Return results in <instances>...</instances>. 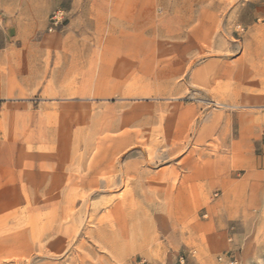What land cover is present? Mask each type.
I'll list each match as a JSON object with an SVG mask.
<instances>
[{
    "label": "rangeland",
    "instance_id": "1",
    "mask_svg": "<svg viewBox=\"0 0 264 264\" xmlns=\"http://www.w3.org/2000/svg\"><path fill=\"white\" fill-rule=\"evenodd\" d=\"M86 1L0 0V49L36 33L12 67L0 54V264H264L263 218L180 206L181 173L213 148L202 122L260 79L241 72L264 46V0H155L134 67H108L114 44L94 42L85 71L88 43L37 36Z\"/></svg>",
    "mask_w": 264,
    "mask_h": 264
},
{
    "label": "crops",
    "instance_id": "2",
    "mask_svg": "<svg viewBox=\"0 0 264 264\" xmlns=\"http://www.w3.org/2000/svg\"><path fill=\"white\" fill-rule=\"evenodd\" d=\"M217 1L220 5L228 0ZM157 9L161 8L155 5V0H89L73 3L66 32L38 35L37 39L62 44L81 41L88 43L82 53H76L77 59L84 60L85 71L93 59L91 44L108 42L114 44V47L111 46L106 55H101V52L98 54L101 58L111 60L107 62L108 67L121 70L124 67L132 68L134 62L129 60L137 58L138 51L130 44L139 42L140 30L144 26L141 25L140 12L142 10L149 13ZM81 22L82 33L73 30L75 24ZM198 26L201 25L196 24ZM6 33L12 40L19 39L21 44L16 48L9 42L6 49H0V54L9 58L7 66L12 67V58L26 55L24 42L36 33L32 30L28 35L25 29L15 36ZM192 36L193 34H186L185 41H189L188 38ZM128 45L131 49H126ZM185 57L186 55L181 56ZM256 59L254 66L243 68L241 73L259 75L260 79L252 78L246 83L234 84L233 90H244V93H240L238 98H231L228 106L239 109H234L221 118H207L197 132L198 138L204 143L212 144L213 148H209L210 151L203 148L201 164L197 161L191 171L187 167L185 174L181 173L180 192L182 197H188L186 202L184 197L180 201L183 209L190 206L187 205L191 202L189 198L194 196V202L202 206L207 205V200L211 199L212 205L207 206L213 212L218 208L219 214L226 219L255 216L264 219V46L259 48ZM235 74L236 70H233V75ZM214 193L216 198H213Z\"/></svg>",
    "mask_w": 264,
    "mask_h": 264
},
{
    "label": "built area",
    "instance_id": "3",
    "mask_svg": "<svg viewBox=\"0 0 264 264\" xmlns=\"http://www.w3.org/2000/svg\"><path fill=\"white\" fill-rule=\"evenodd\" d=\"M50 27H49V31H53L55 30L56 27H58L60 24H62L63 21V12L62 11H58L56 13H54L50 19ZM2 23V22H1Z\"/></svg>",
    "mask_w": 264,
    "mask_h": 264
}]
</instances>
